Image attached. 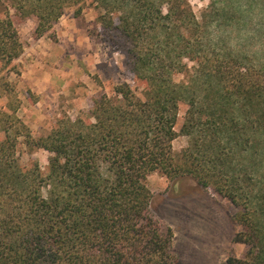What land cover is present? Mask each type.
<instances>
[{
	"label": "trees",
	"instance_id": "trees-1",
	"mask_svg": "<svg viewBox=\"0 0 264 264\" xmlns=\"http://www.w3.org/2000/svg\"><path fill=\"white\" fill-rule=\"evenodd\" d=\"M87 1L0 0V67L14 69L23 51L20 23L33 19L39 38ZM90 2L100 10L96 34L143 82L142 96L118 83L38 138L18 104L1 111L0 264H175L173 230L150 212L152 172L190 175L230 201L240 226L233 242L244 251L223 264H264V63L219 47L185 0ZM188 61L195 63L189 82L176 81ZM182 99L188 143L175 154ZM20 137L50 154L44 168L21 164Z\"/></svg>",
	"mask_w": 264,
	"mask_h": 264
},
{
	"label": "rangeland",
	"instance_id": "rangeland-1",
	"mask_svg": "<svg viewBox=\"0 0 264 264\" xmlns=\"http://www.w3.org/2000/svg\"><path fill=\"white\" fill-rule=\"evenodd\" d=\"M185 1L219 47L249 55L256 65L264 63V23L260 21L264 20V11L253 0H216L214 4L209 0ZM249 5H253L249 14H241V9H247ZM73 10V7L67 8L58 23L44 36L54 42L58 40V33L61 38L71 32L77 37L89 38L84 47L67 43L64 50L56 52L61 68L71 66L73 71L81 70L83 78H79L80 74L76 78H68L64 91L48 98L42 106H31L37 97L20 77L25 64L20 61L22 53L11 64L14 69L11 66L0 67V113L8 110L9 103L18 104L16 114L34 138L46 135L62 117L74 118L86 113L90 97L102 92L111 95L113 86L118 83L127 82L138 96H142L143 82L132 78L123 65L122 55L112 51L96 34L95 19L100 10L90 0L77 17L73 16ZM34 26L33 19L18 25L23 46L38 39L34 37ZM187 65V70L175 75L176 81L189 82L195 63L188 61ZM10 88L11 91L8 90ZM187 107L186 100L179 101L174 125L177 136L172 141L175 154L188 143L187 136L180 133ZM16 154L21 164L36 160L41 168L46 166L50 155L43 149H30L22 137L18 139ZM146 183L152 194L151 214L173 230L171 252L175 264H223L227 257L243 254V244L233 242V235L240 226L232 218L236 208L230 201L210 188L202 187L190 175L168 179L160 172H152Z\"/></svg>",
	"mask_w": 264,
	"mask_h": 264
},
{
	"label": "crops",
	"instance_id": "crops-1",
	"mask_svg": "<svg viewBox=\"0 0 264 264\" xmlns=\"http://www.w3.org/2000/svg\"><path fill=\"white\" fill-rule=\"evenodd\" d=\"M72 35V32L67 33L65 37L61 38L58 33V40H55V42L42 36L33 39V42L30 41L24 44L20 61L23 60L25 64L20 77L25 86L28 89L30 88L37 97L36 102L30 104L31 106L36 104L42 106L48 98L51 99L64 91L65 85L69 82L68 78H76L78 74H80L79 78H83L84 72L81 70L73 71L71 66L61 68L56 56V52L61 49L64 50L67 43H74L81 47L86 46V42L88 44L87 40L89 38L87 36L77 37V34H75L73 37ZM73 40L75 41L73 42ZM27 107H29V103Z\"/></svg>",
	"mask_w": 264,
	"mask_h": 264
}]
</instances>
